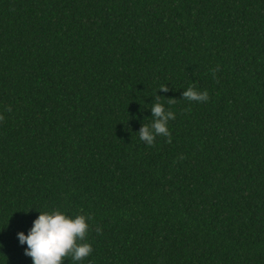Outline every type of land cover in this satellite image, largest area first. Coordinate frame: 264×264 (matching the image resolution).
<instances>
[{"label": "trees", "instance_id": "trees-1", "mask_svg": "<svg viewBox=\"0 0 264 264\" xmlns=\"http://www.w3.org/2000/svg\"><path fill=\"white\" fill-rule=\"evenodd\" d=\"M53 210L79 264H264V0H0V264Z\"/></svg>", "mask_w": 264, "mask_h": 264}, {"label": "clouds", "instance_id": "clouds-1", "mask_svg": "<svg viewBox=\"0 0 264 264\" xmlns=\"http://www.w3.org/2000/svg\"><path fill=\"white\" fill-rule=\"evenodd\" d=\"M162 86L159 91H167ZM157 100L151 103V123L142 124L137 132L139 139L151 146L155 137L162 135L169 137L168 121L175 118L171 110H166L164 105ZM183 99L187 101H206V91L200 92L193 87L185 89L182 93ZM11 111V109H8ZM90 216H70L62 211L40 212L33 220L27 234L18 232L17 239L24 247V255L31 258L32 264H65L70 258L71 264H79L92 252L90 243L85 242L90 225ZM99 233L100 229L97 227Z\"/></svg>", "mask_w": 264, "mask_h": 264}]
</instances>
